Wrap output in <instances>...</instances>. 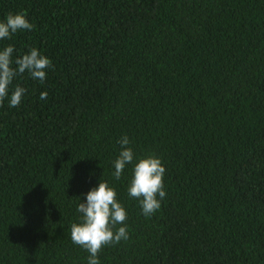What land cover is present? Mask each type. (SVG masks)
<instances>
[{
    "label": "trees",
    "instance_id": "obj_1",
    "mask_svg": "<svg viewBox=\"0 0 264 264\" xmlns=\"http://www.w3.org/2000/svg\"><path fill=\"white\" fill-rule=\"evenodd\" d=\"M16 12L34 28L2 43L53 67L0 102V264H86L70 228L100 179L129 230L101 264H264V0H0ZM123 135L166 168L150 218L111 174Z\"/></svg>",
    "mask_w": 264,
    "mask_h": 264
},
{
    "label": "clouds",
    "instance_id": "obj_2",
    "mask_svg": "<svg viewBox=\"0 0 264 264\" xmlns=\"http://www.w3.org/2000/svg\"><path fill=\"white\" fill-rule=\"evenodd\" d=\"M33 28L32 22L21 12L8 13L0 19V102L6 101L9 108L18 107L27 93L24 87L14 85V81L26 74L32 81L43 84L53 67L50 58L36 47L21 53L14 44L2 43ZM47 95L46 91L42 92L40 99H46ZM117 143L120 147L111 161V174L118 181L126 170L130 171L127 196L138 201L141 214L150 218L160 210L167 195L163 161L153 154L138 156L127 135L121 136ZM78 201V219L70 228L71 242L87 252L86 264H101L99 254L104 247L129 239L127 209L120 202L117 189L103 179Z\"/></svg>",
    "mask_w": 264,
    "mask_h": 264
}]
</instances>
